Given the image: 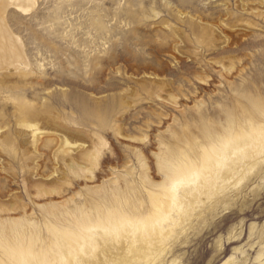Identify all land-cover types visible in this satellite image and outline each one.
<instances>
[{"label":"rangeland","instance_id":"1","mask_svg":"<svg viewBox=\"0 0 264 264\" xmlns=\"http://www.w3.org/2000/svg\"><path fill=\"white\" fill-rule=\"evenodd\" d=\"M6 22L22 65L0 70V264L12 245H76L70 221L105 208L132 220L95 229L103 243L136 236L132 209L156 211L148 190L172 197L171 152L181 161L264 102V0H33ZM163 225L137 264H264V161Z\"/></svg>","mask_w":264,"mask_h":264},{"label":"bare ground","instance_id":"2","mask_svg":"<svg viewBox=\"0 0 264 264\" xmlns=\"http://www.w3.org/2000/svg\"><path fill=\"white\" fill-rule=\"evenodd\" d=\"M13 6L26 13L32 9L33 0H0V70L7 69L6 67L16 69L22 65L20 63L22 52L19 51L21 49L20 40L12 33L6 22L7 9ZM23 61H25L24 58ZM26 63L27 61L23 62L25 66L28 65ZM28 114L34 117L32 111H28ZM29 128L35 132L34 138L40 134L38 133L40 129L37 126H29ZM205 136L204 140L208 145L200 144L195 148V144H193V147L190 146L191 152L186 153V156L182 155L179 162L176 160L179 159L177 151L171 152L172 160L169 158L171 161L164 163L163 171L166 178L172 179L174 183L169 188L166 187L163 192L165 194L170 192L172 197L167 200L166 204L161 200L163 194L161 196L160 193H157L154 187L148 190L157 213L153 211L151 215L143 216L136 212V208L132 209L138 224L136 236L127 228L117 232L113 242L110 239H104L105 243H103L95 229L103 226L104 230H108L114 228L118 221L126 225L132 220L125 208L118 211L117 214L111 209L105 208L99 210L100 212L94 219L91 218V215L84 214L86 217L84 220L77 216L70 221L71 225L69 224V226L74 228L72 232L76 245H57L58 251L54 247L53 249L52 245L47 247L45 245L42 247L40 245L39 247L12 245L7 249L6 254L9 256L7 264H41L46 260L47 262L51 261L49 259H54L55 263L52 264H137L138 260L148 261L151 252L162 248V245L159 244L160 236L168 232L164 230L163 224L172 221V213L175 210L181 211L185 201L196 199L198 194L210 197L211 195L218 196L231 186H237L248 171L252 170L258 162L264 161V102L252 100L251 107L247 112V119L240 125H231L223 135L213 134L207 130ZM87 154L88 152H83L84 156ZM183 175L188 176L186 179L190 178V175V180L195 185L190 188L188 193L184 191L180 196L177 186L188 184V180L183 179L177 182L178 178ZM153 185L155 184L149 183V186ZM27 189L32 190V187ZM79 214L83 215V213ZM154 214L156 215L154 216ZM114 215H119L120 218L118 219ZM49 230L54 233L69 231L66 228L60 229L58 225L49 227ZM117 242L119 245L116 244ZM55 259L59 261L56 263ZM153 261L154 258H152Z\"/></svg>","mask_w":264,"mask_h":264}]
</instances>
